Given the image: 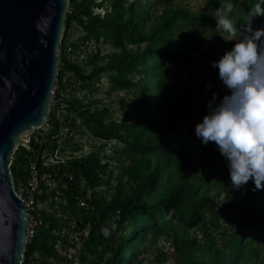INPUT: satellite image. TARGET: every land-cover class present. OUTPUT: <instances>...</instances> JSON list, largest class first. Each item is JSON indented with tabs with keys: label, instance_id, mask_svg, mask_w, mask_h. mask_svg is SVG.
<instances>
[{
	"label": "trees",
	"instance_id": "obj_1",
	"mask_svg": "<svg viewBox=\"0 0 264 264\" xmlns=\"http://www.w3.org/2000/svg\"><path fill=\"white\" fill-rule=\"evenodd\" d=\"M231 2L237 36L264 20L252 16L258 0ZM223 6L208 0L192 11L177 0H70L51 128L36 130L30 148L19 146L11 166L17 188L32 178L35 161L51 175L35 193L38 224L23 264L70 263L78 244L79 264H166L169 252L156 244L162 237L185 264H264V188L253 180L233 187L215 142L204 144L195 132L213 94L228 91L212 65L226 43L213 17ZM206 36L210 42L199 46ZM105 74L108 97L134 95L122 118L97 97ZM84 129L103 146L115 141V153L94 145L76 155ZM58 147L71 158L49 160ZM152 247L157 252L148 258Z\"/></svg>",
	"mask_w": 264,
	"mask_h": 264
},
{
	"label": "water",
	"instance_id": "obj_2",
	"mask_svg": "<svg viewBox=\"0 0 264 264\" xmlns=\"http://www.w3.org/2000/svg\"><path fill=\"white\" fill-rule=\"evenodd\" d=\"M70 0H0V264H23L30 213L12 172L25 137L48 123ZM50 17L47 30L37 27ZM43 37V42L41 41Z\"/></svg>",
	"mask_w": 264,
	"mask_h": 264
},
{
	"label": "clouds",
	"instance_id": "obj_3",
	"mask_svg": "<svg viewBox=\"0 0 264 264\" xmlns=\"http://www.w3.org/2000/svg\"><path fill=\"white\" fill-rule=\"evenodd\" d=\"M233 9L231 0H224V6L217 8L213 16L223 38L235 40L212 60L228 91L219 99L218 93L213 94L195 132L204 144L215 142L227 160L233 187L240 188L253 180L255 188L260 189L264 188V26L253 29L249 24V34L238 38V28L230 15ZM252 16H264V0H258ZM49 21L50 17L41 16L37 27L46 31ZM208 87L213 85L209 83ZM116 227L112 223L111 229ZM102 232L105 236L111 234L108 226Z\"/></svg>",
	"mask_w": 264,
	"mask_h": 264
},
{
	"label": "rangeland",
	"instance_id": "obj_4",
	"mask_svg": "<svg viewBox=\"0 0 264 264\" xmlns=\"http://www.w3.org/2000/svg\"><path fill=\"white\" fill-rule=\"evenodd\" d=\"M208 0H177L178 3L188 6L192 11H198L199 9L203 8L206 6V2ZM97 11L99 13H104L105 12V8H101V9H97ZM252 28L255 29L257 27H261L264 26V20L263 19H257L255 20L252 24H251ZM82 32V28H75L74 29V36L75 38L79 37L80 33ZM221 30L219 31V35L221 36V38L223 40H225L223 38V36L220 34ZM249 34L248 32V28L245 30L244 35L243 36H238V38H243L244 36H247ZM225 35H227L225 33ZM206 41L203 43H200L199 46H202V44L210 42V38L208 36H206ZM216 44L220 45L219 41H214ZM235 43V40H226L225 44L221 43V49L224 52L225 49L230 48L231 46H233V44ZM261 47H264V44L261 45ZM104 51H109L108 47L104 48ZM100 85L102 86L101 92L97 94L98 98H102L104 100V104H106L112 111L113 114L116 118H122L123 115V111L129 109L132 105H133V100H134V95L133 94H127L126 92H121L119 94H115V95H111L110 97H108V95L106 94L107 89L110 86V81L107 77V75L105 74L101 80ZM86 94H89L86 92ZM84 96V94L82 95ZM88 96V95H87ZM91 97V96H90ZM89 98V97H88ZM61 112V116H62ZM79 135L76 136V141L80 144L84 145V150L83 151H79L76 152L75 154L80 156V155H86L88 153H90L92 151L93 146L97 145L98 149H102L104 153H108L110 155L115 153V141L112 143H108L106 146H103L104 141L100 140V139H95L93 138L88 131H86L84 129V133L81 132L78 133ZM31 134L29 133L26 137H25V141H28L30 138ZM101 150V152H102ZM59 151V152H58ZM58 152V155L61 156V158H71L70 157V151L67 152H63L61 151V147L56 148L53 152L50 151V159L53 161V155L55 153ZM102 152V153H103ZM62 153V154H61ZM60 158V159H61ZM116 163V162H115ZM53 186H56V182H52ZM48 208L51 209V206L48 205ZM83 231V230H82ZM84 232H88V230H84ZM200 232V231H199ZM191 233H195V230H192ZM81 234V231H78L76 234L72 235V238L77 241L78 238ZM199 234V233H198ZM157 246L163 248L164 251L169 252L170 258L169 260L166 262V264H185L183 261L180 260V256L179 254L175 251V248L172 247L169 242H167V240L165 239V237L160 238L157 241ZM80 244H78V246L76 248H70L69 250V254H74L73 255V261H71L70 263H65L62 262L60 264H79V253H78V248H79ZM156 247H152V248H148V251L146 252V256L148 258H154V255L156 253ZM63 254H65V252L63 251ZM263 254H264V244H263Z\"/></svg>",
	"mask_w": 264,
	"mask_h": 264
},
{
	"label": "built area",
	"instance_id": "obj_5",
	"mask_svg": "<svg viewBox=\"0 0 264 264\" xmlns=\"http://www.w3.org/2000/svg\"><path fill=\"white\" fill-rule=\"evenodd\" d=\"M58 116L60 117L61 114L58 113ZM42 128H44L45 131H48L51 126L49 124H45ZM69 132V128L64 127L63 128V134H67ZM30 142V138L28 140ZM61 142V139L59 140ZM59 152V151H58ZM58 152L53 155V160L60 159L61 156L58 155ZM51 178V175L43 173H40L37 161L32 163V178L25 184L20 183L19 187L17 188L21 196L23 197L27 208L30 213V238L35 234V229L38 224V220L35 216V211L37 209V200L35 197L36 190L39 187V183L41 180Z\"/></svg>",
	"mask_w": 264,
	"mask_h": 264
}]
</instances>
